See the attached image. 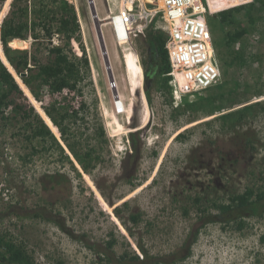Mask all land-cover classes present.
<instances>
[{
	"label": "rangeland",
	"instance_id": "obj_1",
	"mask_svg": "<svg viewBox=\"0 0 264 264\" xmlns=\"http://www.w3.org/2000/svg\"><path fill=\"white\" fill-rule=\"evenodd\" d=\"M8 1L0 0V14ZM65 1L78 13L83 42L71 44L79 57L85 49L89 74L79 83L81 94L64 99L66 109L47 90L43 102L36 101L21 84L24 98L16 95L14 104L0 107V238L13 241L36 264H118L123 255L142 258L140 248L161 264H264V214L244 218L242 230L216 217V206L229 203L230 197L249 188L264 190V110L242 109L261 100L264 106V6L257 3L252 9L254 23L246 11L236 16V27L247 33L234 50L246 64L224 68L218 86L173 109L161 87L163 76H151L144 91L147 38L155 25L129 44H117L107 24L112 18L104 19L106 1L94 0L112 72L127 102L118 114L90 3ZM32 2L10 0L4 19L18 6L31 9ZM218 2L234 5L227 10L253 1ZM210 6L217 10L212 16L220 12L212 2ZM115 25L124 32L117 20ZM31 43L14 39L9 46L31 51ZM1 48L7 67L2 43ZM144 97L147 112L137 107ZM32 99L46 116L44 107L58 118L72 109L73 101L85 105L63 123L67 143L54 132L60 147L33 137L13 111L16 104H27L46 123ZM193 102L197 105L189 107ZM223 114L229 117L223 119ZM72 147L82 155L91 153L89 171ZM133 216H139L137 223ZM199 225L191 255L173 261Z\"/></svg>",
	"mask_w": 264,
	"mask_h": 264
},
{
	"label": "trees",
	"instance_id": "obj_2",
	"mask_svg": "<svg viewBox=\"0 0 264 264\" xmlns=\"http://www.w3.org/2000/svg\"><path fill=\"white\" fill-rule=\"evenodd\" d=\"M257 3L264 6V0H253V2L248 4L239 5L227 10L224 9L234 5H228L226 2L223 5L213 4V7H218L220 12L209 16L208 23L222 70L224 68L229 69L234 68L236 65L246 64L247 61L244 60L243 56L234 50L235 44L247 33V30L236 27V16L242 11H246L250 23H254L252 9ZM9 4L10 0L6 3L0 14V53L2 52V43L3 52L9 64L6 67L0 59V107L4 104H14L12 98H15L16 95L24 98L20 84L27 87L33 96L29 94L31 98H34L40 103L43 102L46 90L51 96L61 93L64 89H69L72 93H78L80 95L79 83L89 74L90 63L84 48H82L81 57L77 56L72 48V41L79 46L83 42L81 25L78 20L76 8L65 0H33L31 9L18 6V8L11 12L10 17L4 19ZM224 27L230 29L224 33ZM14 39L25 41L31 39V51L10 47L9 44ZM147 43L149 55L148 64L150 63L151 66H147V63L143 64L145 67V83L148 82L151 76H163L161 82L162 90L170 94V77L167 74L171 72V66L168 53L165 49V36L161 32H152L147 38ZM11 67L16 74L11 71ZM224 83L227 84V81H224ZM146 95L150 102L148 93ZM257 95L262 96V92H257ZM34 99H32L33 104L37 107V110L41 113L48 125L35 113L32 106L28 107L27 104H16L13 111L30 126L34 138L51 140L58 146L59 144L54 137L55 134L57 138L60 140L62 138L67 143L68 130L63 123L68 118L77 117L81 109L83 110L85 108V105L81 103L80 111L77 112L70 113V110H65V113L61 114L60 118L56 116L53 112L54 110L44 107L50 120ZM147 99L146 97L141 98L137 104L141 112H147ZM196 105L193 102L189 104V107ZM65 107L67 105L63 106V109H66ZM255 107H260L261 110H264L262 100L247 105L242 109L247 111ZM1 115L2 112L0 110ZM228 117V114L222 115L223 119ZM135 137L136 134L134 132L130 134L133 143L136 141ZM72 152L81 166L89 171L88 159L91 157V153L79 154L74 147H72ZM216 207L218 209V215L216 217L220 223L226 226L233 223L236 224L238 230H242L246 226L244 218L257 217L264 214V190L255 192L252 188H249L242 194L230 197L229 203L220 204ZM132 220L137 223L139 216H133ZM202 226L199 225L191 231L184 246L173 255V261L184 260L191 255L192 246L197 242ZM112 245L111 243L110 246ZM140 251L142 258L139 255L132 257L123 255L117 260V263L161 264V261L150 256L144 248H140ZM0 264L36 263L13 241L0 238Z\"/></svg>",
	"mask_w": 264,
	"mask_h": 264
},
{
	"label": "built area",
	"instance_id": "obj_3",
	"mask_svg": "<svg viewBox=\"0 0 264 264\" xmlns=\"http://www.w3.org/2000/svg\"><path fill=\"white\" fill-rule=\"evenodd\" d=\"M105 1L108 9L104 19L112 18L107 24L117 44H129L153 25L155 31L165 36V49L171 66L167 76L170 77L169 95L173 109H180L187 97L212 89L222 82V68L208 23V17L213 14L210 2L219 5L218 0ZM115 20L123 26V33L116 27ZM110 75L108 87L113 94V111L121 114L127 106L126 98L119 90L112 68ZM74 95L69 89H64L53 98L57 99L59 106H65L64 99H71ZM80 106L81 101H73L70 113L80 111Z\"/></svg>",
	"mask_w": 264,
	"mask_h": 264
},
{
	"label": "water",
	"instance_id": "obj_4",
	"mask_svg": "<svg viewBox=\"0 0 264 264\" xmlns=\"http://www.w3.org/2000/svg\"><path fill=\"white\" fill-rule=\"evenodd\" d=\"M88 1L90 3V7H91L93 18H94V20L96 22L97 32H98V36H99V40H100L102 53L104 55V60H105L107 69L111 72V65H110V61H109V58H108V52L106 50V46H105V43H104V38L102 36V32H101V29H100V25L101 24H97V22H99L100 20L98 19V16H97V13H96L95 2H94V0H88ZM111 75H112V73H111ZM144 79H145V76H144ZM143 83H144V91L146 92L147 91V85L145 83V80H144Z\"/></svg>",
	"mask_w": 264,
	"mask_h": 264
},
{
	"label": "bare ground",
	"instance_id": "obj_5",
	"mask_svg": "<svg viewBox=\"0 0 264 264\" xmlns=\"http://www.w3.org/2000/svg\"><path fill=\"white\" fill-rule=\"evenodd\" d=\"M161 6H162V4H161ZM211 12H217V10H212V9H211Z\"/></svg>",
	"mask_w": 264,
	"mask_h": 264
},
{
	"label": "flooded vegetation",
	"instance_id": "obj_6",
	"mask_svg": "<svg viewBox=\"0 0 264 264\" xmlns=\"http://www.w3.org/2000/svg\"><path fill=\"white\" fill-rule=\"evenodd\" d=\"M148 56H149V55H148ZM147 59H148V61H149V57H148ZM148 66L150 67V66H151V64L149 63V64H148Z\"/></svg>",
	"mask_w": 264,
	"mask_h": 264
}]
</instances>
